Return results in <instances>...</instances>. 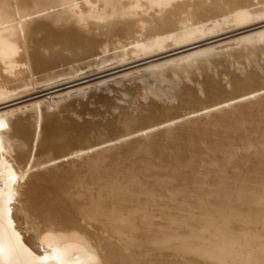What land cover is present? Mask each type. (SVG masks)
Segmentation results:
<instances>
[{
  "label": "bare ground",
  "instance_id": "6f19581e",
  "mask_svg": "<svg viewBox=\"0 0 264 264\" xmlns=\"http://www.w3.org/2000/svg\"><path fill=\"white\" fill-rule=\"evenodd\" d=\"M253 28L232 43L194 50ZM187 50L196 53L89 83ZM257 56L264 58V0H0V264H264V86L255 88L264 68ZM249 57L259 72L228 73ZM183 74L194 86L179 85ZM214 76L241 94L130 132L170 111L160 103L188 108L198 93L216 97L222 90ZM79 82L84 87L8 106ZM125 82L145 84L148 93L138 96L154 99L139 117L121 112L108 127L128 133L35 161L42 133L55 149L96 133L48 117L49 103L111 93ZM94 152L81 174L35 178L31 202L24 199L31 172Z\"/></svg>",
  "mask_w": 264,
  "mask_h": 264
},
{
  "label": "rangeland",
  "instance_id": "374dc122",
  "mask_svg": "<svg viewBox=\"0 0 264 264\" xmlns=\"http://www.w3.org/2000/svg\"><path fill=\"white\" fill-rule=\"evenodd\" d=\"M249 30H251V31H249ZM249 30H248L249 32H246V31L243 32V31H241L239 33L236 32V33L227 34V35H223V36L214 38L213 40L207 41V42L203 43L202 45H199L200 47H198V48H196L194 50L198 52V51H201V50H205V49H207L209 47L219 46L220 44H224L226 42L229 43L231 41L230 43H232L234 40L239 39L242 36H245V35H248V34H253V32L257 31L256 28L249 29ZM256 45H255L254 50L255 49L258 50L260 48L259 44H258V46H256ZM194 50H190V51L187 50V52H184V51H182V52H174L172 54H167L165 56L163 55V57L161 56V57L157 58V60L154 59L152 62L151 61H147V62H144V63H139V64L127 66V67L121 68L122 70L119 69L117 71H114V72L112 71V72L103 74L102 76L101 75L99 76V77H104V78L98 79V77H94V79H92V80L89 79V81L91 80L89 83L96 84V83H99V82H102V81H108V80L109 81L110 80L112 81V78L114 80V79H117V78H122L124 76L125 77L126 76L128 77L129 74H133L131 72L142 71V70L145 69V67L146 68L147 67H152V66L154 67L155 64H156L155 66H157L158 64L160 65V63L162 64V63H164V62H166L168 60L169 61H171V60H177V59H179V57L180 58H183L185 56H191V55L194 54V52H195ZM228 51L229 50H226L225 52H228ZM257 57H258V59H257L258 64L260 65V67L264 68L263 67L264 66V58H261V56H260V58H259V56H257ZM262 57H264V56H262ZM249 59H251L250 60L251 64L249 62ZM249 59H247L248 61H246L244 59L246 62L243 61V59H242V61H241V59H238L236 63H233V66L232 67L229 66L230 69H228V73L231 72L230 74H234V75H236V77H238L240 79H244L247 76L248 72L250 73V72H253V70H257V67L253 66V65H255L254 62H256V60L254 61L251 57H249ZM247 62H249V63H247ZM252 62L254 64H252ZM246 64H248V65H246ZM254 68H256V69H254ZM140 69H142V70H140ZM164 69L166 70L167 68H164ZM194 69L197 70L198 69V66H194L193 70ZM237 69H241V72L238 71ZM242 69H243V71H242ZM260 72L258 73L259 76H260V81L255 86L256 89H258L259 87H263L264 86V74L262 76L261 75L262 72L261 73ZM112 73H113V76H112ZM127 73H129V74H127ZM211 73L212 72H210V74ZM104 75H106V76H104ZM180 76H182V77H180ZM180 76H178V77L175 76V77L178 78V79L181 78V79L184 80V81H182L180 79V81H181L180 83L181 84H179V85L181 87L182 86H187V84H189L188 86H191V87L194 86V84H192L193 83L192 81L189 82L190 81L189 80L190 77H188V74L186 75V77H185V74L180 75ZM197 78H198V81L199 82L202 81V77L201 76H198ZM95 79H97V80H95ZM185 80H189V81H185ZM214 80L220 83V87H221V90H222V92L220 94H218L216 97L215 96H212V95H209L207 93H205V94L203 93V95L201 94L202 95L201 96L198 93L197 94V102H198L197 105H195L193 107L192 106L191 107L189 106L188 108H186L187 106L182 105L179 101H177L176 103H172V104L160 103L161 106L164 105L165 109H168L170 111H168L164 115L159 116V119L156 118L158 120L155 119L156 121L154 120L155 121L154 123L153 122H147V121H145V125H144V122H141V124H139L138 126L134 127L133 129H131L130 132H134V130L135 131L136 130H140V129H142V126H143V128H145V127H148L149 125L157 124V122L161 123V121L164 122L166 120L172 119L173 117H176V116L178 117V116L182 115L183 113H185L186 112V109H187V112H189L191 110H195V107H196V109L208 107V106L213 105V104H215L217 102L219 103L222 100H226L228 98H233V97H236V96H238V95L241 94L240 92H238L235 89V87L232 84L227 85L226 84V81L224 79H223L224 80L223 81L220 76L219 77L214 76ZM79 84H80V82L79 83H74V84H71V85L61 86V87H59V89L58 88H55L53 90H49L48 91L49 93L46 91L47 92V93L45 92L46 94H44V92H41V93L35 94L33 96H29L28 98L26 97V98L20 99V100L17 101V103L14 102V103H12V105L10 104L8 106L9 107L10 106H12V107L21 106L22 104L24 105V104H27V103H29L31 101L37 100V99L38 100L43 99V97H45V96L46 97H49V96H52L53 97V96L57 95L58 91H60V93H58V94H61L64 91L65 92L66 91L69 92V91H74V90H77L78 88L84 87V86L79 85ZM91 84H89V85H91ZM161 85H162L161 86L162 87V90H164L163 89L164 87H166L167 89L169 88L168 87L169 86L168 83H165V84L163 83ZM145 86H146L145 84L142 85V87H141V85H139L137 83L132 84V82H125L124 83V86L121 87V88L119 86H118L119 88L117 86H114V91L115 92L113 91L111 93L110 92L108 93L107 91L104 92L102 90H97V91H95L97 93H93V94L89 93L87 96H85L86 98H84V99L82 98V99H79L78 100L77 98H73V99L68 100V101H62V102L59 103V107L61 106L60 109L55 104H50L49 103L48 106H47V111H48L47 116L48 117H54V118L59 119L60 120L59 123L60 124L63 123L62 125H65V124L66 125H71L72 124V125H74L75 127H78V128L90 127L93 130L92 133H94V130H95L96 133H94L93 135H90L89 138L86 137L85 139L82 138L81 140H79V139L76 140V136L75 135H73V137L70 138L71 141H70V139L68 137L69 141L67 143H64L63 145L59 146V148H56L57 150L55 149V147L53 148L52 146H47V145L43 144V142H44L43 140H44V137H45V133H42L41 134L40 141H39V144H38V147L36 149L35 161L36 162H44V161H47V160H49L51 158H57V157H61V156L67 155V154L75 153L74 151L78 152V151H81L82 149L85 150L87 147H91L92 145L94 146V144L97 145L99 143L105 142L107 139L108 140H111L112 138L114 139V137L116 138L118 136L124 135L126 132L128 133L129 131H126V132L125 131H117V132H114V131H112L110 129L108 130V127L111 126L113 123L116 122V119L120 116L121 112L122 113L123 112L124 113H127L129 116H132V118L133 117L134 118H137L141 114L140 113V107H142V106L143 107H146L147 105H149L150 103H152V101H154L153 95H149L148 94L150 97L148 99L144 100V101L139 97L141 94H144L146 92L148 93L147 90L146 91L144 90V88L146 89ZM180 86H179V88H180ZM71 88H72V90H70ZM128 88L132 92L129 93V94H126V93L122 94L123 91L125 89H128ZM166 88H165V90H166ZM255 88L253 87L252 89H255ZM115 89L116 90L118 89V91H116ZM119 91H121V92L119 93ZM248 91H246V92H248ZM51 93L52 94L55 93V94L52 95ZM211 96L212 97H215V98L212 99ZM254 101L255 100H253L252 102H254ZM247 102H245L246 106H248L249 104L252 103L251 101H249L248 103ZM243 104L244 103L239 104L240 106L237 105L238 107H236V109L237 110H241L242 108L244 109L246 106H245V104L244 105ZM235 106H232V109L231 110H233V108L235 109ZM116 107H118V109ZM115 108H116V110H115ZM182 108H184V109H182ZM110 109H112V110H110ZM229 109L230 108H228L226 111L227 112L230 111ZM114 110H115L116 113L114 112ZM138 111H139L140 114L138 113ZM225 112L224 111L222 112V110H221L219 112V114H222V113H225ZM216 113L217 112H214V114L216 116L219 115V114H216ZM207 116H204V117L202 116L201 119L200 118H198V119H200V120H203L204 119L205 120L206 119L205 117H207ZM209 117H211V114H210V116H208L207 119H209ZM92 119H93V121H92ZM198 119H195L193 121H198ZM188 121L187 122L185 121L184 123H188ZM191 121L192 120H190V122ZM140 125H141V127H139ZM182 125H184L183 122L181 124L178 123V124H175V125L171 126L172 128L171 127H168L166 129H167V131H170L171 129H172V131H173V129H174V131H177V129H180V127ZM103 130H104V132H103ZM162 130H163V132L165 131V129H162ZM108 131H109V133H108ZM122 132H123V134H122ZM163 132L161 130H158L157 132H155V133L153 132L151 134L152 135L153 134L154 135H161ZM119 133H121V135ZM98 134H100V135H98ZM145 138L146 137H144V136L137 137V138H135V139H133L131 141H134V140H141V141H143ZM164 143H165V141H164ZM126 145H128V144L122 143V145H116L117 148L113 149L112 152L122 151L125 148ZM78 149H81V150H78ZM95 153L97 154V152H94L92 154H89V156H88V154H85L83 156L76 157V158H74L72 160H69L68 162H61V163H59V164H57L55 166H51V167L46 168V169H41L39 171L36 170V171L31 172V174H30V176H29V178L27 180V183L28 184L26 183V185H24L22 187L23 193H24V199H25V196L27 195V197H26L27 202H31V199L28 198L29 197V195H28V188H29V185H32V184L33 185H36V184H34V182L36 181L35 178H37V177L38 178L39 177H43V178L46 179L47 177L49 178V176L52 173L57 174V176L60 177V178L65 177V175L68 176V174L70 172H75L77 174H81V172H83L84 169H85V167H86L87 160L89 158H91V157H94L96 155ZM48 178L46 179L45 182L48 181ZM61 206H64V205L61 204Z\"/></svg>",
  "mask_w": 264,
  "mask_h": 264
}]
</instances>
